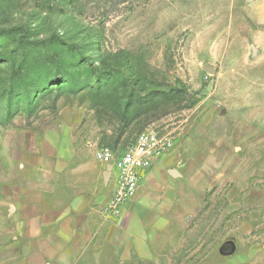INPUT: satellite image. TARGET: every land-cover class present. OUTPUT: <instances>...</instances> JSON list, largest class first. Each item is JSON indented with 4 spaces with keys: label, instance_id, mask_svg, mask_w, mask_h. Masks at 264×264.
<instances>
[{
    "label": "rangeland",
    "instance_id": "obj_1",
    "mask_svg": "<svg viewBox=\"0 0 264 264\" xmlns=\"http://www.w3.org/2000/svg\"><path fill=\"white\" fill-rule=\"evenodd\" d=\"M147 125L190 208L121 264H264V0H0V202L26 134L119 152Z\"/></svg>",
    "mask_w": 264,
    "mask_h": 264
},
{
    "label": "crops",
    "instance_id": "obj_2",
    "mask_svg": "<svg viewBox=\"0 0 264 264\" xmlns=\"http://www.w3.org/2000/svg\"><path fill=\"white\" fill-rule=\"evenodd\" d=\"M93 150L49 132L17 140L13 179L1 188L0 264L151 260L177 236L178 217L190 205L173 158H160L120 215L110 216L104 207L114 180Z\"/></svg>",
    "mask_w": 264,
    "mask_h": 264
},
{
    "label": "built area",
    "instance_id": "obj_3",
    "mask_svg": "<svg viewBox=\"0 0 264 264\" xmlns=\"http://www.w3.org/2000/svg\"><path fill=\"white\" fill-rule=\"evenodd\" d=\"M171 139L154 125L140 130L132 143L123 151H113L107 146H96V160L109 167L108 173L114 180V191L104 207L110 216L120 215L126 202L132 197L142 177L171 149Z\"/></svg>",
    "mask_w": 264,
    "mask_h": 264
},
{
    "label": "water",
    "instance_id": "obj_4",
    "mask_svg": "<svg viewBox=\"0 0 264 264\" xmlns=\"http://www.w3.org/2000/svg\"><path fill=\"white\" fill-rule=\"evenodd\" d=\"M208 73H213L214 69L212 67H206L205 69ZM107 169H109V167H107Z\"/></svg>",
    "mask_w": 264,
    "mask_h": 264
},
{
    "label": "trees",
    "instance_id": "obj_5",
    "mask_svg": "<svg viewBox=\"0 0 264 264\" xmlns=\"http://www.w3.org/2000/svg\"><path fill=\"white\" fill-rule=\"evenodd\" d=\"M3 33H5V32H8V31H2Z\"/></svg>",
    "mask_w": 264,
    "mask_h": 264
}]
</instances>
